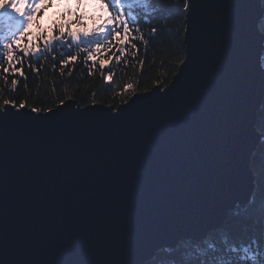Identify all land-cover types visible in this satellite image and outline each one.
Wrapping results in <instances>:
<instances>
[{"label":"water","instance_id":"water-1","mask_svg":"<svg viewBox=\"0 0 264 264\" xmlns=\"http://www.w3.org/2000/svg\"><path fill=\"white\" fill-rule=\"evenodd\" d=\"M171 83L114 107L0 109V264H145L253 194L261 0H186Z\"/></svg>","mask_w":264,"mask_h":264},{"label":"trees","instance_id":"trees-1","mask_svg":"<svg viewBox=\"0 0 264 264\" xmlns=\"http://www.w3.org/2000/svg\"><path fill=\"white\" fill-rule=\"evenodd\" d=\"M10 1L0 0V9ZM185 1L101 0L111 18L106 32L85 41L45 42L37 52L16 43L18 27L0 17V109L12 105L45 113L69 100L81 108H118L133 94L168 86L185 60ZM261 5L264 9V0ZM259 23L264 35V16ZM262 56L264 67V50ZM262 100L255 122L261 139L250 161L254 191L247 206L229 212L224 225L202 243L183 240L176 249H161L145 264H264Z\"/></svg>","mask_w":264,"mask_h":264},{"label":"rangeland","instance_id":"rangeland-1","mask_svg":"<svg viewBox=\"0 0 264 264\" xmlns=\"http://www.w3.org/2000/svg\"><path fill=\"white\" fill-rule=\"evenodd\" d=\"M13 1L8 3L5 10L0 9V17L3 22L18 27L19 39L16 43L19 42L28 52H37L39 45L54 40L60 42L62 38L77 42L101 36L111 24V18L101 0ZM110 1L116 3L127 0ZM47 3L50 6L46 10L42 9L41 6Z\"/></svg>","mask_w":264,"mask_h":264},{"label":"bare ground","instance_id":"bare-ground-1","mask_svg":"<svg viewBox=\"0 0 264 264\" xmlns=\"http://www.w3.org/2000/svg\"><path fill=\"white\" fill-rule=\"evenodd\" d=\"M263 57V56H262ZM261 67H262V65H261ZM263 69H264V67H262ZM242 209H244V208H242ZM231 212V211H230ZM223 224V223H222ZM224 225V224H223ZM222 225V226H223ZM221 228V227H220ZM217 229H219V228H217ZM217 229H215V230H217ZM210 232H212V231H210ZM210 232H207V234L206 235H204V237L200 240V241H195V240H189V241H191L192 243L194 242V243H196V244H200V243H202L203 241H204V239L207 237V235L210 233Z\"/></svg>","mask_w":264,"mask_h":264}]
</instances>
